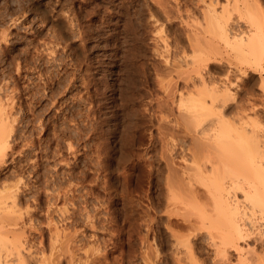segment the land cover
Here are the masks:
<instances>
[{
  "label": "rangeland",
  "instance_id": "374dc122",
  "mask_svg": "<svg viewBox=\"0 0 264 264\" xmlns=\"http://www.w3.org/2000/svg\"><path fill=\"white\" fill-rule=\"evenodd\" d=\"M202 1L197 0V3L196 0H177L181 6V10H183V14L181 13L182 20H179L173 18L174 16L167 19L160 12L158 0H0V102L6 104L5 108H1L4 107L1 104L0 108L4 112L0 110V112H3L0 114V117L1 115L4 117L7 114L5 115L8 116L6 119L10 118L9 116L12 119L11 121L10 119L7 120V127L10 125L11 128H5L6 131L8 129L10 131L8 130L9 134H6L8 132L5 133L6 144L8 141V147L6 146L8 150H5L7 152L6 156H3V161L0 160V192L4 194L6 192L5 189L8 187V189L13 191L14 199H16H13L16 209H14L15 207L11 208L14 204L8 210L6 209V211H9L8 216L12 215V217L16 218L12 219L14 223L10 220L6 221L3 218L4 221L0 220V227L3 230L5 229L4 231L12 229V232L8 230L7 236H13L12 234L16 233L15 236L19 235V242L22 243L20 248L18 246L19 250L17 247H13V251H11L12 248L9 245L11 249L8 247L10 250L5 249L6 252H15L16 249L17 251L21 250L20 252L23 253L33 252L32 254L35 252H58V246L61 247L62 245L63 247V244H66V241L65 243L62 241L65 239L63 237L64 234L69 233L71 240L67 241L66 245L68 246H65V248L61 247L62 249L59 252H63L64 250L65 252H73L74 257L76 256L75 258H84L85 253L90 254L89 252L94 253L97 251L98 254L107 252L108 261L105 260L107 264H116V260L117 264H176L175 260L177 258L181 260V264L236 263L237 253L230 251L227 252V255L220 257L219 254H216V256L214 252H207L205 249L203 251L202 247H200L202 246L200 241L197 242L193 252H185V248L180 246L178 247L179 250H177L173 242V237L176 234L172 237L164 231L163 223H165L167 215L163 211L164 200H162L163 196L161 195L163 189L162 187H160L162 190L158 188L160 181L157 180L159 176L157 174L159 173L160 177H162L160 172L163 173L164 166L158 158L160 157L158 153L161 149H159L160 142H158L159 140L156 141V137L160 139V136H157L155 130L158 127V123L162 126L167 125V127L173 125L172 121L177 114V92L175 89L181 88L182 84V80L177 77L179 76L177 72L180 70L174 72L173 69H170L171 65L168 63H172V61L170 60L169 62V59L165 58L168 52H171L170 54L173 55V52H177L176 49L178 51L182 48L185 51L188 49L187 45L185 46L186 38L184 31L186 27L183 24L184 14L188 13L192 16L190 21L194 27L196 22H200L199 16L201 14L199 13H201V8L206 5L205 2L208 0ZM167 2L173 4V0H168ZM167 2L163 3V5L165 4L164 6L170 9L171 7L169 8V6L173 5L170 3L166 4ZM251 2L254 7L253 9L251 5V10H255L256 15H259L258 21L262 28L261 33L264 34V13H262L264 12V0H252ZM216 7L218 8L219 6ZM183 8L185 10L188 9L189 12H184ZM191 9L192 11H190ZM171 11H174L173 7ZM233 12H230L233 16L229 15L230 19L228 21L231 24L228 22L227 30L229 32L233 30L232 32L234 33L235 31L245 30V27L248 28L246 20L239 17L235 11ZM254 12L252 11L251 13L254 14ZM107 13L110 15L111 24L119 25L118 31L122 33L120 34L123 38L120 39V52L115 58L114 68L105 67L103 68L104 72L92 70L94 79H97V82H99L98 79H101L104 74L107 77V85L99 82V86H102V88L101 86L99 87L101 93L97 92L99 97L102 94L104 101L102 96L98 98V95H94V87L88 86L90 88L87 87V89H84V85H82L83 88L81 87L83 78L80 80L82 77L80 75L82 74L81 69L83 66L80 61L78 62L77 54L72 50L80 47L82 43L78 46V43H80L78 42L80 41L77 39L78 37L72 38L76 37L75 34H77L78 28H81V25H83L82 27L87 26L88 23L92 24V27L94 23L95 25H99L98 23L101 22L99 20L104 15L107 16ZM71 16L72 18L76 16L78 22L76 21V17L72 20ZM195 18L199 20L195 21ZM69 22L70 26L74 28V24L76 25L75 29L77 31L74 29L71 32L75 33L74 37L70 36L69 32H67ZM153 22L157 23L154 24ZM243 26L245 27L243 28ZM145 27L148 29L146 30ZM69 28L72 31L73 28ZM128 28L132 29L129 30ZM158 28H161L159 33H157ZM95 30L93 31L94 34L92 32L89 33L90 44H88V40L86 46L90 49V54H96L97 52V55L101 57L106 48L101 40H99V43L97 42L98 37L95 36L97 29ZM53 32H56L55 35ZM57 34L59 35L56 36ZM55 36L56 38L60 37V44L58 46ZM70 37L72 40L69 39ZM157 37L161 38L157 39ZM129 38L133 39L130 40ZM70 42L75 44L72 45L73 49ZM68 44L70 47H68ZM95 44H98V47L91 49L92 45L94 46ZM110 45L108 47L112 48ZM52 47H56V49ZM163 47L167 48V53H164ZM75 51L77 52V49ZM225 51L226 49L220 44L215 55L222 54L215 56L214 59H216L211 60L208 64L210 70L213 71L208 70L209 67H202L203 71L201 70V74L204 77L210 74L209 78L213 77L212 80L214 79L213 85L223 86L221 82L226 81L227 83L229 81L231 93L239 94L238 98V95H235L236 98L234 99L236 101L233 99V102H228L229 106L233 104V106L242 105L241 103L243 102V106L246 105L247 111L252 106L253 108L255 107V110H249L253 115L249 113L248 116H251L249 117L250 119L253 116L252 120L257 121V126L255 125V127L259 126V128H262L264 127V92H262L261 86L259 87L258 85L260 82L259 74L257 71L254 72L248 69L246 76L241 75L237 72L239 64L236 63L238 62L235 60V63L231 56L227 57ZM187 52L189 51L187 50ZM109 53H111V49L106 54ZM73 54L77 58V61L75 60L74 62L76 66L73 65L76 69L72 68V63L75 59ZM188 54L190 55V53ZM189 55L187 56L189 57ZM180 56L177 59L181 60ZM188 57L187 59H189ZM78 67L81 69H77ZM137 68L138 70H136ZM72 69L78 72L76 73L78 77L76 76L75 78L77 82L73 85L74 87H71L70 83H67L68 77H71ZM104 85L107 88H104ZM179 85L180 87H178ZM85 90L89 91L88 95H91L88 96V92L86 91L87 93H85ZM87 96L88 98H86ZM93 96L94 99L91 98L89 100V97ZM96 97L99 101L95 100ZM84 98L87 100H84ZM238 99L239 101H237ZM92 100H94L93 103L97 102H95L96 106L92 103ZM87 101H91L92 104L89 105ZM240 101L242 102L239 103ZM7 102L12 107L9 106L12 111L7 109ZM52 102H55V106L52 105ZM99 102L100 107L98 106ZM108 103H111L110 106ZM106 105L108 106L105 107ZM247 106L249 107L247 108ZM89 108L93 109L94 114H96L95 116ZM7 111L10 113H7ZM92 114L93 118L91 119ZM104 114L105 116L102 117ZM101 117L104 119L101 120ZM106 118L107 121H105ZM104 121L106 124L103 123L105 125H102ZM96 123L99 124L96 125ZM113 123L115 124L114 126L112 125ZM120 123L121 126L119 127ZM102 127L106 129H102ZM125 127L128 128V131ZM110 128H113V131ZM259 128L258 130H260ZM96 129H100V131ZM121 129L127 131L129 134ZM142 129L144 130L141 131ZM261 131L264 132L262 129ZM114 132H117L116 135H114ZM98 133H101L100 135L102 136L99 137ZM123 133L129 135L127 137L125 136L126 134L124 135L127 140L124 138ZM152 133L156 134L155 139V135ZM128 137H130V140H128ZM102 138H105L103 139L105 141L102 140L100 142ZM149 140L152 142L151 146L153 143L155 145L153 144L154 146L151 147ZM104 142L105 144H103ZM99 143L106 147L99 145ZM175 143L177 141L173 142V145L176 147L173 145L171 147L172 158L175 157L174 162L177 161L176 163H178L180 156L177 153L180 154L181 152H178L179 149L177 147H180V145ZM67 145L71 146L68 147ZM153 147L156 148L155 151ZM150 159L151 161H149ZM153 162L156 166L153 165ZM147 164L149 166L153 165L154 169L156 167L160 169V171L156 172L157 174L155 173L157 176L155 180L159 182H157V187H154V191L153 189H149L150 186L148 187L150 178L147 176V168H149ZM156 169L155 171H157ZM13 185H16V188ZM152 193L155 198L154 215L150 203ZM1 194L2 198L3 194ZM9 202L11 201L8 199L5 203L9 205L11 204ZM4 205L8 207V205ZM17 207L19 208V212H17ZM15 210L19 215H17ZM0 214L1 216L5 215L2 211ZM170 214L171 217L169 218L173 221L171 223L173 234L177 233L184 240L188 232L183 229L184 224L180 225L182 218L175 213ZM152 217H154L153 221L155 222L156 248L158 249V252L153 253L150 250V248H153L150 229ZM55 227L59 233L57 241L55 238L50 237V235H53V228L55 229ZM61 227L67 231L64 230L65 232L62 233ZM177 235L175 238H178ZM5 236L3 235L2 238L7 240L9 244L12 238L8 237L9 240ZM50 241L52 242V246H50ZM54 241L57 244H54ZM66 248L70 249V251L66 250ZM5 250L1 252H5ZM11 252L9 253L10 257L8 255L9 258H6V256L5 260L10 264H16L13 263L16 261L13 260L15 256L11 257ZM241 254H243L248 264H264V252H242ZM155 256L156 258H153Z\"/></svg>",
  "mask_w": 264,
  "mask_h": 264
},
{
  "label": "bare ground",
  "instance_id": "6f19581e",
  "mask_svg": "<svg viewBox=\"0 0 264 264\" xmlns=\"http://www.w3.org/2000/svg\"><path fill=\"white\" fill-rule=\"evenodd\" d=\"M159 1L160 0H158L160 12H162V14H164L167 19H170L172 16H174L173 18L182 20L181 16L183 14L182 13L183 10H181V6L179 5V2H177V0H173V4L170 2H167L168 0H164V2H162L163 0H161L162 3L161 2L159 3ZM251 1L248 2L247 0H222V1H220V0L219 1L218 0H208L207 2H205L206 5H204L203 8H201L202 9L201 13H199V14H201V16H199L200 22L199 21H198L199 23L196 22V24H195L196 26L194 25V27L190 21L192 16H190L188 13L184 14L185 18H184L183 24L186 27V30L184 29L185 30L184 31L185 32V38H186L185 46L187 45V48H188L187 50L189 52H187V50L185 51V49H183V48L179 51L176 49L177 52H175V53L173 52L172 53L173 55L170 54L171 52L169 53L167 51L168 54H166L167 56L165 55L166 58L164 57L165 59L168 58L169 62H170V60L172 61V63H168L171 65V66L169 65L170 69H173L174 72L175 71L177 72V70L178 71L180 70L179 72H177L179 76H177V75L176 76L182 80L181 88H178V89H175L176 87L174 88L175 91L177 92L176 93L177 94V98H176V100H177L176 101L177 102L176 103L177 104V112L176 113L177 114L175 113L176 114V116H174L175 119L172 121L173 125L170 127L169 126L167 127V125H165V126L163 125L164 126L163 127L160 123H158V125H157L158 127H156L157 129L155 128L157 130V131L155 130V133L157 132V136L159 135L160 139H158L159 137H156L155 133L154 134L152 133L153 135H155L154 139L156 137V141L159 140L158 142L161 143V144L159 143V145H160L159 149H161V151L159 150L158 156H160V157H158V158H159V161L161 160L160 162H162V164L164 166L163 173L160 172L162 174V177H160L159 173L158 174L156 173V172L160 171V169L158 167H156L159 170L155 168L157 170V171H155L154 166H156V165L154 162H153L154 166L150 165L151 167L148 165L149 162L147 164L149 167V168H147L148 169L147 176H149V178H150V181L148 183L149 184L148 187L150 186L149 189L150 190L153 189V191H154L155 190L154 187H157V182H159V181H160L159 182L160 184L158 185L159 186L158 188L162 187V189H163V192L161 194L163 196L162 200H164L163 211L167 215V217L165 218V223H163L165 233H168L172 237L175 234L177 235V233L173 234V230L171 228V223L173 221H171V219L169 218V217H171L170 213H172V214L175 213L176 215H178L182 218L181 221L183 223L181 222L180 225L184 224L183 229L188 232V234L185 236L184 240L182 239V237H180L178 235H177L178 238H175L176 235H175V237H173L174 238L173 242L175 244L176 249L179 250L178 247L180 246V247L185 248L184 249L185 252H193L197 242L200 241V243L202 245L200 247H202L203 251L205 249L207 252H214L215 255L219 254L220 257L222 255L223 256L227 255V252H230V251L237 253L236 263L234 262V264H248L245 257H243V254H241L242 252H258V251L264 252V132H262V131L260 132L261 129L264 130V127H262V128H259V126L255 127V125L257 126V121L252 120L253 116H252V119L249 118L251 116H248V114L249 113L252 114V112H250L249 110L250 109L255 110L254 109L255 107L253 108L251 103L250 104L252 107L250 106L251 108H249V110H248L249 112L246 109V105H244L245 107L243 106L242 101L239 102V103L242 102L241 103L242 105L238 104L237 106L236 105L233 106L234 105L233 104L232 105L233 107L229 106L230 104H228V102H233V99L236 98L235 95L237 94V93H231L232 90L230 89L229 81L227 83H226V81L221 82V84L223 83V86L220 84L222 87L217 86V85H213L214 84L213 83L214 79L212 80L213 77L212 78L210 77L211 78L210 79L209 76H211V75L210 74L207 75V73H206L207 77H204V75L201 74L202 73L201 70H202V67L208 68L209 62L211 60H213L215 56H220V54H222V53L218 52L219 55H215V54H217L218 46L220 44H222L223 48L226 49V51H225L226 56L227 57L231 56L234 59V61L236 60L238 62V63H236V61H235L236 64H239V65L241 64L240 66L239 65L237 66L238 67L237 72H239L241 75H244V76H246L248 69H251V71L253 70L254 72L255 71L258 72L259 77H260V82L258 85H259V87L261 86V88H262L261 90H262V92H264V34L261 33L262 28L260 27V25H259L260 22L258 21L259 15L257 16L256 13L254 12L255 10H253L254 7H253V4ZM165 2H167L166 4H168V3L172 4L173 6H171L169 4L170 5L169 8L173 7V10L175 12L171 11V8L170 9L166 8V6H164L165 4L163 5V3H165ZM196 2H197V0H196ZM253 3H255V2H253ZM155 4H156V1H155ZM216 6H219V7L217 8ZM250 6L253 7L252 10H251ZM167 7H168V5H167ZM184 8H185V6H184ZM187 10H185L184 12H189V10L188 11ZM250 10H251V12L253 11L254 14H252L250 12ZM190 11H192V9ZM231 11H232V13H234L233 11H235L239 17L244 18L246 20L248 28L243 26V28L245 27V30L242 28L243 29L242 31L239 30L238 32L235 31L233 33L232 32L233 30L231 29L232 31L230 30L231 32H229V30H227L226 27L228 26L227 25L228 22H230V21H228V19H230L229 15H231V13H230ZM260 11H262V10H260ZM74 12H76V11H74ZM74 12H73V15H74ZM199 12H200V10H199ZM262 13H264V12H262ZM102 15H104V14H102ZM72 16H71V18H72ZM231 16H233V15H231ZM74 17H76V16H74ZM100 17H102V16H100ZM109 17H110V15L107 13V16L104 15L101 20L98 19L99 21H101V22L98 21L99 25H97V24L95 25V23H94L93 27H92L91 26L92 24L90 25L88 23L89 26H88V24L85 27H82L83 25H81V28H78V31H77V29H75L76 28L75 24H74L75 28L73 26H70L71 25L70 24L71 21H70L69 25H68V30H67V32H69L70 36L71 35L73 36L75 33L73 34L71 32H73V30L75 29V31H77V34H75L76 37H74L75 36L74 35L73 36L74 38H72V39H75L78 37L77 39L80 40V41L77 40L78 42H80V43H78L79 45L76 44L78 46H80V44L82 43L80 47L77 46L78 48H80L79 51H78V48H74V50H72L77 54L78 62L80 61L82 63V66H83L82 69L80 67L77 68V69L80 68L82 70V72H81L82 74L80 75V76H82L80 78V80L83 78V80L81 81L82 82L81 87H82V85H84L83 86L84 89H87L88 86H91L92 88L94 87L93 93L96 96L98 95L97 92L100 90L99 87L101 86V85L99 86V82L102 84H106L107 83V77L104 74L105 76L103 75V77L101 79H98L99 82H97V79H94V75L92 73L94 70H96V72L97 71L104 72L103 68H105V67H108L110 69L114 68L113 64H115L114 63V61L116 60L115 58L118 56V53L120 52V39L123 38L121 36L122 33L118 31L119 25L116 26V25H114V23L111 24V21H110L111 18H109ZM73 18H72V20L75 19V18L74 19ZM233 18H237V17H233ZM185 19H187V20H185ZM194 20L197 21L199 19L195 18ZM194 20H192V21H194ZM76 21L78 22V18ZM157 22H155V23H157ZM73 23H75V22L73 21ZM90 23H91V21H90ZM168 23H169V21H168ZM115 24H117V23H115ZM229 24H231V22ZM78 25H79V23H78ZM69 27L73 28L72 31ZM94 27H95V29H97V32L95 35L96 37H98L97 42L99 43V40H101L104 43V46L106 48L104 50V52L101 54V57L99 55H97V52H96V54H94V53L90 54V52H89L90 49L87 48V46H86V43L88 40H89L88 44H90L89 33L92 32L94 34V32H93L95 30ZM111 27H113V29H111ZM128 29L130 30L132 28H128ZM147 29L148 28H146V30ZM160 29L158 28L157 33H159ZM228 29H230V28L228 27ZM235 30H237V29H235ZM182 32H183V30H182ZM1 33H2V31H1ZM55 33H54V35H55ZM58 35L59 34H57L56 36H58ZM66 35H68V34L66 33ZM90 35H92V34H90ZM56 36H55V38H56ZM59 38H56L57 41L55 39L57 46L60 44ZM158 38H161V37H157V39ZM69 39H71V37ZM132 39L133 38H131L130 40H132ZM65 40L67 41V39H65ZM70 45L72 46L75 44L71 43ZM70 45L68 44V47H70ZM109 45L112 48H109L108 47ZM97 47H98V44H95L94 46L92 45L91 49H96ZM52 48H51L52 51H53V49H56V47H54L53 49ZM165 48H164V50H165L164 53H167L166 52L167 48L166 49ZM72 49H73V46H72ZM75 49H77V52L75 51ZM110 49H111V53L106 54L108 52V50H110ZM188 53H190V55ZM184 54L189 55V57L187 55H184ZM179 56L181 57V60L177 59V57L179 58ZM73 57L75 58L73 60V63H74L75 60L77 61V58L75 57V55ZM187 57L189 59H187ZM177 60H179V61L177 62ZM164 62H162V64H164ZM73 63H72V66L76 64V63H74V64ZM176 63H177V65H176ZM165 64H167V62H165ZM235 65H234V67L236 69ZM80 66H81V64H80ZM210 66H211V64H210ZM72 68L76 69V67H74V66ZM75 69L74 70L72 69L73 71L70 74L71 77H68V80H67V83H70L71 87L73 85H75V82H77L75 78L77 76L76 73H78V72H76ZM166 69H167V66H166ZM136 70H138V68ZM208 70H210V67ZM210 71L212 72L213 70H210ZM164 72H165V69H164ZM208 73H210V72H208ZM69 78H70V80H69ZM119 81H120V79H119ZM170 81L172 82V80H170ZM157 83L159 84V82H157ZM174 83H175V81H174ZM106 85H104V88L105 87L107 88ZM172 85H173V83H172ZM109 86H108V88L111 87V86L110 87ZM215 86H217V87H215ZM141 87H143V86H141ZM178 87H180V85ZM88 88H90V87H88ZM101 88H102V86H101ZM171 88H173V87H171ZM245 88H247V87H245ZM86 91L87 90H85V93L88 92L87 93V95H88L89 91H87V92ZM159 91H160V89H159ZM102 92H104V91L102 90ZM163 92H165V91H163ZM243 92H245V91H243ZM99 93H101V92L99 91ZM104 94H105V92H104ZM90 95H88V96H90ZM237 95H238L237 96V98H238L239 94H237ZM88 96L86 98H88ZM101 96H102V94H101ZM142 96L144 97V95H142ZM3 97H4V95H3ZM50 97L52 98V96H50ZM97 97L100 98L99 95ZM97 97L95 100H97ZM86 98H84V100H87ZM89 98H90L89 100H91V98L94 99V96L89 97ZM102 98H103V96H102ZM241 98H239V99H241ZM10 99H12V98H10ZM239 99L237 101H239ZM5 100H4V102H5ZM103 100H104V98H103ZM247 100H246V102H248ZM93 101L94 100H92V103H93ZM97 101H99V100H97ZM234 101H236V100L234 99ZM95 102L93 104H95ZM54 103L52 105H54ZM56 103H58V102H56ZM92 103H91V101L88 102L89 105H91ZM1 104L2 103L0 102V107H1ZM110 104H109V106H110ZM2 105L4 107H1V108L6 107L5 103ZM89 105H87V106L89 107ZM99 105H100V102L98 103V106ZM248 105H249V103H248ZM9 106H10V104L8 103L7 109L11 110L10 109L11 106L10 107ZM54 106H52V107H54ZM95 106H96V104H95ZM107 106L108 105H106L105 107H107ZM248 107L249 106H247V108ZM1 108H0V110H2ZM91 108H89V109L94 114L93 109L95 110V108L94 107H93V109H91ZM175 110H176V108H175ZM88 111H87V113H89ZM3 112H0V114H2ZM8 112L9 111H7V113ZM245 112H248V113H245ZM80 113H81V111H80ZM166 113H168V112H166ZM256 113H257V111H256ZM93 114H92L91 119L93 118ZM106 114H108V113H106ZM5 115H7V114H5ZM5 115H4V117L1 115V117H3V118L0 117V160L1 161H3L2 158H4L3 156L7 153V152H5V150H8V149H6L8 147L7 146L8 141L6 144V141H5L6 137L5 136H6V134H9V131H10L9 129L11 128V126L9 125L7 127V120H9V119H10V121L12 120L11 116H9L10 118L6 119L8 116H5ZM95 115L96 114H94V116ZM230 115H232V116H230ZM87 116H88V114H87ZM89 116H91V115H89ZM104 116H105V114L102 117H104ZM106 116H108V115H106ZM233 116H235L236 118L235 117L233 118ZM255 116H257V114H255ZM102 117H101V120L104 119ZM230 117H232V118H230ZM160 118H161V116H160ZM248 118L252 121H250ZM162 119H163V117H162ZM105 121H107V118L105 119ZM105 121L102 122V125L106 124ZM103 123H105V124H103ZM114 123H116V122H114ZM114 123L112 124L113 126L115 125ZM254 123H256V124H254ZM98 124L96 123V125H98ZM117 124H116V126H117ZM108 125H109V123H108ZM106 126H104V127H106ZM118 126L120 127L121 123ZM131 126H130V128H131ZM104 127H102V129ZM5 128H9L8 129L9 131L8 130L6 131ZM125 128H126V130L128 129L127 127H125ZM258 128L260 130H258ZM104 129H106V128H104ZM110 129H112V131H113V128H110ZM110 129H108V130H110ZM117 129H116V131H117ZM4 130H5V132H4ZM96 130L100 131V129H96ZM143 130L144 129H142L141 131H143ZM122 131H125V130H122ZM127 131H125V132H127ZM6 132H8V133H6ZM104 132H106V131L104 130ZM116 133L114 135H116ZM119 133H120V131H119ZM110 134H112V133H110ZM125 134L126 133H123V136ZM128 134H126L125 136L127 137ZM150 134H151V132H150ZM104 135H105V133H104ZM107 135H109V134L107 133ZM101 136L102 135H100L99 137H101ZM125 136H124V138H126ZM118 137H117V139H119ZM150 137H151V135H150ZM120 138H123V137H120ZM97 139L99 140V138H97ZM103 139H105V138H102L100 140V142H102ZM126 140H127V138H126ZM128 140H130V137H128ZM103 141H105V140H103ZM120 141L122 142V140H120ZM124 141H123V143L125 144L126 141L125 142ZM174 141H177V143H178V144L177 143H175V144L180 145V147L179 146L177 147L179 149L178 152H181L180 154L173 150L174 152H176L178 154V156H180L179 159L181 162L179 161L178 163H176L177 161L174 162L175 161L174 160L175 155L173 156L174 158H172L173 154H172V148L171 147H172ZM158 142H156V143H158ZM151 143L152 142L150 141V146H151ZM103 144H105V142ZM103 144L101 145V143H99V145H101V146H103ZM153 144H152V146L155 145V144L154 145ZM69 146H71V145H69ZM103 147H106V146H103ZM174 147H176V146H174ZM154 148L155 147H153V150L155 151L156 148L155 149ZM68 149H71V148H68ZM98 152H100V151H98ZM176 153H174V154H176ZM149 161H151V159ZM155 173L157 174V176L159 175L157 178V180H159V181H157V182L155 180V178L157 177L155 175ZM149 178H147V179H149ZM160 178H161V180H160ZM8 186H9V184H8ZM14 186L16 188V185H13V187ZM5 190H6V192H5ZM5 190H3L5 192L4 194L2 192V194H3L2 198L0 196V212L2 211L3 214L5 213V215L1 216V214H0V217L2 218V219L0 218V220L4 221V219H6V221H8V220L12 221V219L14 220L15 217L14 216L12 217V215L8 216L9 211H6V209L8 210V208H10L13 204H14V206H12L11 208L15 207V201L14 200H16V199H14L15 196H14L12 190L8 189V187ZM47 192H48V189H47ZM0 194H1V192H0ZM51 195H53V194H51ZM8 199H9V201H11V202H9V203H11L9 205L7 203H5L8 201ZM154 199L155 198H154L153 193H152L150 203H151V209H152L153 215L155 214V212H154V202H155ZM3 204L8 205V207H6L5 205L3 206ZM24 206H26V205H24ZM18 207H17V212H19L18 210L20 208V207L19 208ZM25 208L27 209V207H25ZM14 209H16V207ZM14 209H12V210H14ZM15 212H16V210H15ZM17 215H19V213H17ZM153 220H154V217H152L151 225H150L151 226L150 229H151V233H152V240H153V244H152L153 248H150L152 253L158 252L157 251L158 249L156 248L157 246H156L155 222ZM5 228H6V226H5ZM61 229H62V227H61ZM2 230H3L2 227H0V264H10L7 262V260H5V257L7 256L6 258H9L10 257L9 253L11 251H13V249H14L13 247H17V249H18V246L20 248L21 247L20 245L22 243L19 242V240H20L19 235L15 236L16 233L12 234L13 236H7L6 233H8L9 229L6 231H4L5 229L3 231ZM11 230H9V232H12ZM56 230H57L56 227H55V229L53 228V231H54L53 235H50V237L55 238V240L59 236L58 230L57 231ZM64 230H63V232L62 231L61 232L64 233L65 231H67V230H65V231ZM50 231H52V230H50ZM17 234H18V232H17ZM168 234H167V236H169ZM3 235L4 236L6 235L7 239H9L8 237L12 238L11 241L9 242V244H8L7 240L2 238ZM63 237L65 239L62 241H64V243L66 241V244H67L68 240H71V236L69 235V233L64 234ZM17 239H18V241H17ZM169 239L171 240V238H169ZM51 240H53V239H51ZM56 241H54L55 242L54 244H57ZM50 243H51L50 246H52L51 241H50ZM62 244H63V242H62ZM66 244H63L64 248H65V246L66 247L68 246ZM9 245H11L10 247L12 249L9 247ZM170 245H171V243H170ZM8 247L11 249L10 252H6V250H5V249L10 250ZM61 247H62V245H61ZM61 247L58 246L59 251L63 248V247L62 248ZM17 249L15 250V252H11V257L15 256V259L13 258V260L16 261L13 263H16V264H107V261H108L107 260V252H103L102 254L99 253V254H101L99 256L97 251L94 253L88 251L90 254L85 253L84 258H81L80 256H79L80 258H75L76 256L74 257L73 252H65L64 249H63L64 251L62 250L63 252H59V251L58 252L57 251L56 252L50 251L48 253H46V252H35L34 254H32L33 252L32 253L31 252H27V253L24 252L23 253V252H20L21 250L17 251ZM56 249H57V247H56ZM4 250H5V252H1ZM53 250H55V249H53ZM66 250L70 251V249H68V248H66ZM8 255H9V257H8ZM76 255H77V253H76ZM235 256H236V254H235ZM153 258H156V256ZM105 260H107V261H105ZM103 261H105L106 263ZM175 262H176V264H181V260L179 258H177L175 260ZM115 263L117 264V260L115 261ZM157 263H159V262H157ZM147 264H149V263H147Z\"/></svg>",
  "mask_w": 264,
  "mask_h": 264
}]
</instances>
